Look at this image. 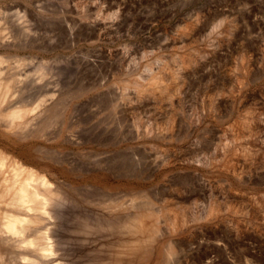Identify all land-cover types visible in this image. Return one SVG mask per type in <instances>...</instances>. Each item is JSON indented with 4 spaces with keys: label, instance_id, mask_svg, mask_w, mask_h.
Instances as JSON below:
<instances>
[{
    "label": "bare ground",
    "instance_id": "1",
    "mask_svg": "<svg viewBox=\"0 0 264 264\" xmlns=\"http://www.w3.org/2000/svg\"><path fill=\"white\" fill-rule=\"evenodd\" d=\"M84 1L0 0V264H264V0ZM125 17L100 92L32 31Z\"/></svg>",
    "mask_w": 264,
    "mask_h": 264
},
{
    "label": "rangeland",
    "instance_id": "2",
    "mask_svg": "<svg viewBox=\"0 0 264 264\" xmlns=\"http://www.w3.org/2000/svg\"><path fill=\"white\" fill-rule=\"evenodd\" d=\"M35 2L36 4H38L39 8L41 9L42 8V12L40 13V16L43 17V19L46 21H50V22H54L53 21V18H49L48 16H52V17H55V15L57 16H62V14H67V12H61L64 8H67V7H71L70 5V1L69 0H7L8 3H11V2H22V3H26V4H29L30 2ZM84 1V0H83ZM90 1V2H89ZM110 0H85L83 2V7H81V10H82V13L85 11L86 14L89 16H94L95 15V11L96 13H98L97 11H99V13L101 14V19H104L105 18V15H107L106 12L110 13V12H114V11H118L120 9H122L121 7H124L125 5V2H127V0H124L122 2H120L121 0H118L119 3H116V0L113 2V0H111V3L109 2ZM49 2V3H48ZM184 2V3H183ZM182 3L180 2L179 4H176L177 6V9H181V11L183 13H186L188 12L187 10H189L188 13H191L192 10L194 11L195 8L199 7L200 4L203 2V0H199L197 2H194V3H186L185 1H183ZM47 4V5H44V4ZM86 3V4H85ZM65 4V5H64ZM94 4V5H93ZM115 4V5H114ZM45 7H43V6ZM86 5V6H85ZM110 5H113V6H110ZM181 5V6H180ZM49 6V7H48ZM50 6H55V9H53L52 7ZM58 6V7H56ZM96 6V7H95ZM127 6V5H126ZM185 6V7H184ZM48 7V8H47ZM87 7V8H86ZM108 7V8H107ZM51 8V9H50ZM59 9V10H56ZM91 8V9H89ZM107 8V9H105ZM53 9V11H52ZM105 9V10H104ZM110 9V10H109ZM15 9H11L10 12L14 11ZM56 10V11H55ZM88 10V11H87ZM91 10V11H90ZM90 12V13H89ZM24 11H21L20 14H23ZM93 13V14H92ZM47 15V16H46ZM70 18V17H69ZM127 17H125V19L122 21V23H120L119 27L118 26H115V27H112L111 28V31L107 32V37L105 39H100L98 37H94L91 33V29H87L86 25H87V22L85 23V20L84 22L82 23H85V28L84 29H79V33H73L70 26L68 24H64L63 25V29L65 30H61L60 28L56 27V25L54 26L53 24L55 23H51L49 25V29L44 26V28H42L43 26H40L38 25L35 20L32 21V31L34 33H36L37 35H41L42 39L46 40V41H51L53 43H58L59 39H61V43L59 42V48L54 50L52 53H48L46 54L47 57H56L58 54H61V53H65L67 56H71V59L75 60V61H78V64L76 62H74L73 60H71V62L69 61V63H67L66 60H63L62 62V65H69L68 69L65 71V72H80L81 69L82 71L80 72V83H83V85L85 84H88L90 87H93L94 88V91L96 92H100L102 90H105L108 88V85L109 83L111 82V80L113 79L114 76H117V75H120V72H116L118 70V64L121 62L125 68L127 67H130L129 65H131L132 67V64H129L130 63V57H127L125 56L124 54L122 56H125L124 60L123 58L118 59V58H110L109 56L107 57V53L104 54V51H101L103 50V48L105 47H113V48H120V51L121 52H124L122 50H124V46L126 44H129L131 46H136L134 43H130L132 41V39L129 37L128 35V29L130 28V25H129V17L128 19H126ZM125 20H129L127 22H125ZM175 21H177L175 18L173 19H170V18H166L164 19L160 24L161 26L162 25H165V24H168V23H174ZM125 22V24H124ZM159 24V25H160ZM52 25L54 27H52ZM84 26V24H82ZM124 28H123V26ZM66 26V27H64ZM88 26V25H87ZM122 26V27H121ZM160 26V27H161ZM56 27V28H55ZM51 28V30H50ZM60 29V30H59ZM114 29V30H112ZM88 30V31H87ZM130 30V29H129ZM77 31V29L75 30ZM84 31V32H83ZM45 32V33H44ZM63 32V33H62ZM71 32V33H70ZM121 33V36H120V33ZM62 33V34H61ZM90 33V34H89ZM43 34V35H42ZM78 34V35H77ZM117 34V35H116ZM123 34V35H122ZM72 35V36H71ZM87 35V36H86ZM91 35V36H90ZM114 35V36H113ZM126 35V36H125ZM58 36V37H57ZM61 38H60V37ZM117 36V38L115 39V37ZM120 36V37H119ZM113 37V38H112ZM123 37V38H122ZM130 39H129V38ZM67 38V39H66ZM69 38V39H68ZM72 38V39H71ZM121 38V39H120ZM126 38L128 40L129 43H127V40L124 39ZM105 40V41H104ZM114 40V42H113ZM121 40V41H120ZM135 40V39H133ZM80 41V43H79ZM94 42V44H93ZM99 42H102V43H99ZM116 42V43H115ZM63 43V44H62ZM68 45H67V44ZM74 43V44H73ZM111 43V44H109ZM77 44V46H76ZM106 44H108V46H106ZM69 47H67V46ZM71 45V46H69ZM66 46V47H65ZM80 46V48H79ZM98 46V47H97ZM100 46V47H99ZM102 46V47H101ZM119 46V47H118ZM88 47V48H87ZM92 47V49H91ZM94 47V48H93ZM97 48V49H96ZM123 48V49H122ZM67 49V50H66ZM81 49V50H80ZM96 52H95V50ZM100 49V50H99ZM100 52H99V51ZM68 51V52H67ZM94 51V52H93ZM60 52V53H59ZM82 52V53H81ZM133 52V53H132ZM140 51L137 50V49H133L131 51V56H134L133 54H135L136 57L140 56ZM77 53V54H76ZM98 53V54H97ZM100 53V55H99ZM138 53V54H137ZM69 54V55H68ZM79 54V55H78ZM81 54V55H80ZM89 55V56H88ZM100 57H99V56ZM103 55V56H102ZM81 56V57H79ZM74 57V58H73ZM83 58V59H81ZM106 58V59H105ZM139 58V57H138ZM111 60V63L109 61ZM129 60V62H128ZM82 61V62H81ZM103 61V62H102ZM120 61V62H119ZM126 61V62H125ZM109 62V64L107 63ZM124 62V63H123ZM128 63V65H126ZM115 64V65H114ZM109 65V66H108ZM111 66V67H110ZM114 66V67H113ZM127 66V67H126ZM82 67V68H81ZM113 67V69H112ZM117 67V69H116ZM73 68V69H72ZM76 68V69H75ZM111 68V69H110ZM75 69V71H74ZM73 70V71H72ZM109 72V73H108ZM115 72V73H114ZM82 73H84V75H82ZM115 74V75H114ZM111 75V76H110ZM108 77V78H107ZM111 77V78H110ZM103 80V82H102ZM107 82H106V81ZM101 82H102V85H101ZM99 83V85L97 84ZM106 84V85H105ZM96 85V86H95ZM105 85V86H104ZM101 87V88H100ZM97 88V89H96ZM99 88V89H98Z\"/></svg>",
    "mask_w": 264,
    "mask_h": 264
}]
</instances>
